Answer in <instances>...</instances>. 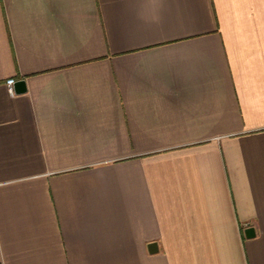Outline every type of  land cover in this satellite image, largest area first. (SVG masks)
<instances>
[{
    "label": "crops",
    "instance_id": "crops-1",
    "mask_svg": "<svg viewBox=\"0 0 264 264\" xmlns=\"http://www.w3.org/2000/svg\"><path fill=\"white\" fill-rule=\"evenodd\" d=\"M0 264H264V0H0Z\"/></svg>",
    "mask_w": 264,
    "mask_h": 264
},
{
    "label": "water",
    "instance_id": "water-1",
    "mask_svg": "<svg viewBox=\"0 0 264 264\" xmlns=\"http://www.w3.org/2000/svg\"><path fill=\"white\" fill-rule=\"evenodd\" d=\"M13 88H14V92L16 94L24 93L25 92V84H24V81L21 80V81L15 82ZM245 234H246L247 237H252L254 235L252 229H247L245 231ZM156 249H157V245L155 243H152V244H150L148 246V250H149L150 253L155 252Z\"/></svg>",
    "mask_w": 264,
    "mask_h": 264
},
{
    "label": "built area",
    "instance_id": "built-area-1",
    "mask_svg": "<svg viewBox=\"0 0 264 264\" xmlns=\"http://www.w3.org/2000/svg\"><path fill=\"white\" fill-rule=\"evenodd\" d=\"M14 83H15L14 79H7L5 81V85H6L8 92H10V93L14 92V89H13Z\"/></svg>",
    "mask_w": 264,
    "mask_h": 264
}]
</instances>
